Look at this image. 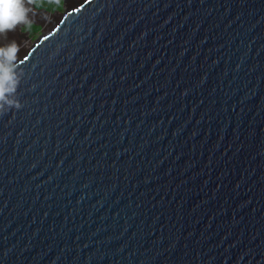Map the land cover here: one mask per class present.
<instances>
[{
  "label": "water",
  "instance_id": "obj_1",
  "mask_svg": "<svg viewBox=\"0 0 264 264\" xmlns=\"http://www.w3.org/2000/svg\"><path fill=\"white\" fill-rule=\"evenodd\" d=\"M62 5L0 116V264H264V0Z\"/></svg>",
  "mask_w": 264,
  "mask_h": 264
},
{
  "label": "clouds",
  "instance_id": "obj_2",
  "mask_svg": "<svg viewBox=\"0 0 264 264\" xmlns=\"http://www.w3.org/2000/svg\"><path fill=\"white\" fill-rule=\"evenodd\" d=\"M33 3L34 0H0V39L6 40L9 32L33 23ZM23 45L13 40L0 46V116L23 107L18 99L10 98L16 96L24 77L18 57Z\"/></svg>",
  "mask_w": 264,
  "mask_h": 264
},
{
  "label": "rangeland",
  "instance_id": "obj_3",
  "mask_svg": "<svg viewBox=\"0 0 264 264\" xmlns=\"http://www.w3.org/2000/svg\"><path fill=\"white\" fill-rule=\"evenodd\" d=\"M70 1H78V0H70ZM34 4V3H33ZM35 8V7H34ZM35 10H41L35 8ZM43 10V9H42ZM45 10V9H44ZM48 14H38L35 12V16L33 17V22L40 24L41 26L34 25L38 29L36 31H20V27L16 29L14 32H9L7 34V39H0V46L4 44L10 43L11 41H16L17 44H23L21 51L18 53V57L22 56L23 53L32 45V43L37 39V37L41 34L42 31H48L53 21L56 20L57 17L63 12V5L60 8L55 10H45ZM33 25V24H32Z\"/></svg>",
  "mask_w": 264,
  "mask_h": 264
},
{
  "label": "trees",
  "instance_id": "obj_4",
  "mask_svg": "<svg viewBox=\"0 0 264 264\" xmlns=\"http://www.w3.org/2000/svg\"><path fill=\"white\" fill-rule=\"evenodd\" d=\"M62 0H34V7L45 10H55L60 8ZM38 28L34 25H29L21 29V31H36Z\"/></svg>",
  "mask_w": 264,
  "mask_h": 264
}]
</instances>
